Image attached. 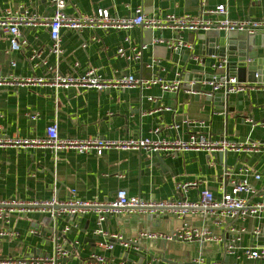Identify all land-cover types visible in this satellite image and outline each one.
I'll use <instances>...</instances> for the list:
<instances>
[{"label": "crops", "instance_id": "crops-1", "mask_svg": "<svg viewBox=\"0 0 264 264\" xmlns=\"http://www.w3.org/2000/svg\"><path fill=\"white\" fill-rule=\"evenodd\" d=\"M69 0L66 12L69 15L95 16L100 9L108 10L112 16L133 17L138 8L150 17L199 18L203 10H214L221 4L227 6V19L243 21L264 20V0ZM37 14L36 26L21 27L27 42L20 51H10L9 36L0 29V78L49 77L55 74L77 76L88 69L97 71L107 79L134 75L138 79L160 78L173 81L181 72L183 83L186 75L202 71L214 73L213 66L223 60L202 50L208 35L224 36L225 30L212 27L197 32L133 27L128 30L102 32L86 28L82 32L63 31L61 56L51 51L52 41L46 19L54 15L49 0H0V19L8 10H22ZM214 19L209 16L207 18ZM224 17L219 16L217 20ZM242 35V34H241ZM128 39L127 42L125 40ZM163 41V43L157 41ZM176 41L188 43L191 49L173 52L169 44ZM147 45L142 59L128 61L117 55L119 46L127 52ZM36 54L40 58H34ZM264 58V50L259 51ZM15 64V65H13ZM262 78H264L262 76ZM195 82H190L193 85ZM264 83V82H262ZM209 88H206V91ZM193 90L180 89L177 93L163 92L159 85L141 89H110L98 91L72 87L61 89L52 86H17L5 83L0 87V137L38 138L46 128L58 123L62 139L101 138L125 140L129 138H151L154 140H188L192 131L211 140L227 139L232 142H264V92L253 90L230 95L229 107L217 109L205 94L196 96ZM189 94V95H188ZM153 99L152 101L150 99ZM170 108L171 111L166 109ZM37 115L36 120L31 116ZM198 122H204L198 127ZM173 126H179L178 129ZM198 127V128H197ZM160 128V134L154 131ZM243 167L250 168L260 176L248 180L257 191L252 204L264 205V152L253 155L228 153L226 161L207 152L188 151L178 155L167 152L147 154L144 151L108 150L102 156L80 154L76 151L55 154L50 149L22 151L0 148V201L19 202L50 201L54 197L66 201L76 195L79 199L104 202L112 201L119 190L128 196L148 201L197 202L202 190L222 197V187L231 189L227 170L236 173ZM196 182L186 193L177 189L179 184ZM13 208L9 222L0 225L11 233L9 238H0V260L15 262L29 258L48 257L53 244L47 240L54 233L62 234L59 240L68 248L76 250L86 259L100 253L93 234L96 216L68 220L59 218L56 224L49 214L39 210ZM208 229L213 234L223 235L230 223H216L210 215L188 213L180 216L173 212H156L132 215L123 213L107 221L106 227L113 234L125 239L136 238L142 233L171 235L184 226ZM69 226L71 231L63 235ZM238 228L246 229L238 244L236 255L226 256L221 246L215 243L169 242L164 240L141 241L143 252L131 250V254L145 256L143 264L155 257L154 264L193 263L200 255L208 262L222 264H263L244 256L247 247L264 246V210L244 222ZM261 236H253V230ZM34 231L37 234L31 235ZM78 241L76 248L74 242ZM125 249L117 242L113 250L102 252L112 264L121 261L137 264L135 260L123 258ZM63 264H81L69 260Z\"/></svg>", "mask_w": 264, "mask_h": 264}, {"label": "built area", "instance_id": "built-area-1", "mask_svg": "<svg viewBox=\"0 0 264 264\" xmlns=\"http://www.w3.org/2000/svg\"><path fill=\"white\" fill-rule=\"evenodd\" d=\"M54 15L50 19H46V26L50 31L52 41L51 51L61 56V40L63 31L82 32L89 28L102 32L111 30H128L133 27H142L144 29H165L171 27L178 31L197 32L200 29L209 30L216 27L226 32H245L250 35L264 33V20L248 19L243 21H230L226 15L228 13L226 4L217 6L214 10H203L199 18H178L174 15L166 16L165 18H156L147 16L142 8L135 11L133 17H118L112 16L108 10L100 9L95 16L87 17L84 15H69L66 8L69 0H49ZM230 1V0H226ZM204 5V0L202 2ZM209 16L214 19L207 18ZM223 16L225 19L217 20V17ZM40 18L37 14H30L22 10H8L7 13L0 19V29L9 36L10 51H20L27 44L21 33V27L36 26ZM128 39L125 40L127 42ZM163 43V41H157ZM148 48L143 45L140 48H133L130 52L123 46H119L117 55L125 58L128 61H138L142 59L143 52ZM169 48L173 52L180 53L185 49H191L188 43L176 41L169 44ZM40 58L39 54L33 56ZM227 60L218 61L214 66V70L225 69ZM15 65V64H13ZM258 77V76H257ZM5 83H13L17 86H52L61 89H69L72 87L95 89L98 91H107L110 89H130L139 87L141 89L150 88L151 86L159 85L163 92L177 93L180 91L183 84V75L181 72L176 74L173 81H164L160 78H152L151 80L138 79L134 75L121 76L115 79H107L102 76L97 69H88L83 74L60 75L55 74L52 78L49 77H15L12 79L0 78V87ZM206 88H209L203 94L214 97L217 93L225 95L246 93L253 90H262L264 92V83H241L236 77L222 76L220 79L214 77L211 82H204ZM197 94V92H192ZM153 100L152 98L150 99ZM171 111L170 108L166 109ZM32 120L37 119V115L31 116ZM198 127H203L204 122H198ZM264 128V123L261 124ZM197 127V128H198ZM178 129L179 126H173ZM161 129L157 128L154 133L160 134ZM0 148H13L22 151L30 149H50L55 154L60 152L76 151L80 154H91L97 157L103 155L108 150L119 151H144L147 154H156L167 152L172 155L182 154L188 151L214 153H234L237 155H253L264 152V142L246 141L244 143L232 142L227 139L211 140L205 135L192 131L188 140H154L151 138H129L125 140H106L101 138L87 139H62L59 135L58 123L53 122L47 128L45 135L38 138H20L0 137ZM227 177H233L230 180L231 189L228 191L226 187H222V197L217 199L214 193L204 189L199 194L197 202H175L173 200L166 201H148L136 196H128L124 190H119L112 201L94 202L79 199L76 195L71 196L66 201H60L54 197L50 201H30L19 202L16 200L0 201V224L9 222L13 208H22V212H27L29 208L39 210L41 213L49 214V217L54 224L59 218H68L74 220L83 218L87 215L94 214L96 216V228L93 232L96 237L97 245L100 253H93L90 257L83 259L76 250L68 248L59 240L62 234L54 233L47 239L53 244V252L48 257L29 258L27 260L15 262L13 259L0 260V264H63L65 261L77 260L81 264H112L102 252L113 250L117 242L125 250H134L137 253L143 252L141 249V241L164 240L169 242H197V243H215L221 246L222 251L226 256L236 255L238 244L242 240L244 228H238L237 223L244 222L248 218L255 216L259 211L264 210L263 204H252L251 198L256 195L257 191L250 184L248 178L254 177L259 180L260 176L254 173L250 168L243 167L237 173L234 169L227 170ZM196 182L188 184H179L177 189L186 193L190 187L196 186ZM137 212L153 214L156 212H173L180 216H185L188 213H200L210 215L216 223L227 221L230 226L226 229L223 235L213 234L208 229H194L186 225L180 230L171 235H162L156 233H142L136 238L125 239L121 234L111 233L107 227V221L112 218H117L123 213L128 215ZM71 231L67 226L63 230V235H67ZM253 236L259 238L261 231L253 230ZM31 235L37 234L32 231ZM11 233L0 225V238H9ZM78 241L74 242L76 248ZM144 256V255H143ZM147 261L145 264H154L158 261L155 257ZM244 256L254 262H262L264 264V246L247 247L244 249ZM145 257V256H144ZM118 264H125L120 262ZM193 264H222L220 262H208L204 255H200Z\"/></svg>", "mask_w": 264, "mask_h": 264}, {"label": "water", "instance_id": "water-1", "mask_svg": "<svg viewBox=\"0 0 264 264\" xmlns=\"http://www.w3.org/2000/svg\"><path fill=\"white\" fill-rule=\"evenodd\" d=\"M201 48L208 51L210 55L227 60L228 64L224 69L225 73L218 74V71L215 70L213 74L202 71L187 74L185 82L182 84V89L196 91V96H200L203 92H206L204 82H211L214 77L220 79L224 75L236 77L241 83L264 82V78H262V76L264 77V58L259 57V51L264 50V33L250 35L245 32H230L222 37L210 34L204 40ZM190 82L195 83L190 85ZM229 97L230 95H225L224 93L214 95L213 102L218 110L223 107L224 109L229 107ZM156 155L160 156V153H156ZM213 155L219 156L221 160L226 161L228 153H214ZM94 240H96V237ZM123 258L126 261L135 260L137 264H140L145 257L142 254H131V251L126 250ZM165 263L173 264L170 261H165Z\"/></svg>", "mask_w": 264, "mask_h": 264}, {"label": "rangeland", "instance_id": "rangeland-1", "mask_svg": "<svg viewBox=\"0 0 264 264\" xmlns=\"http://www.w3.org/2000/svg\"><path fill=\"white\" fill-rule=\"evenodd\" d=\"M225 73V70L224 69H220V70H218V74H224ZM141 263H143V261L141 262ZM140 263V264H141Z\"/></svg>", "mask_w": 264, "mask_h": 264}]
</instances>
